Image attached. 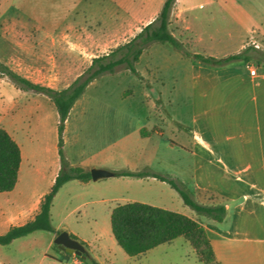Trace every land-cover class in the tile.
Listing matches in <instances>:
<instances>
[{
    "label": "rangeland",
    "instance_id": "1",
    "mask_svg": "<svg viewBox=\"0 0 264 264\" xmlns=\"http://www.w3.org/2000/svg\"><path fill=\"white\" fill-rule=\"evenodd\" d=\"M162 2L5 0L9 12L4 14L0 2V34L4 32L0 36V61L23 75L29 74L34 81L61 88L84 71L94 56L107 53L135 35L154 18ZM223 2L177 0L170 14L171 31L192 51L213 55L232 51L243 31L232 17L230 7ZM118 55L120 52L115 56ZM192 61L170 42L154 41L135 62L138 73L120 63L94 78L66 120L63 152L69 162L83 163L112 154L123 167L135 169L150 163L164 173L180 168L190 173L195 157L174 119L188 122L195 109L198 91ZM230 64L237 67L243 61L236 59ZM0 78L10 93L17 92L16 85L6 75L0 72ZM18 92L21 108L10 115V125L16 129L19 124L31 126V129L27 135L19 131L17 141L30 143L32 147L36 140L29 138L37 135L44 154L46 151L50 154L52 149L57 153L56 108L45 94L23 89ZM23 103L25 107L36 105V111L23 109ZM17 112H20V122L15 121ZM143 182L144 186L135 188L139 198L161 205L170 203L167 191L171 187L167 182ZM198 195L214 199L209 191H198ZM83 199L86 196L80 192L62 189L54 201L53 218L55 222L63 218L66 227L77 229L91 244L97 245L107 258L104 264H205L182 235L129 255L116 242L110 227L112 206L126 199L76 206ZM43 247L44 241L36 235L0 244V264H7L2 255H7L13 264H59L49 258L41 261ZM55 249L53 246L50 253Z\"/></svg>",
    "mask_w": 264,
    "mask_h": 264
},
{
    "label": "crops",
    "instance_id": "2",
    "mask_svg": "<svg viewBox=\"0 0 264 264\" xmlns=\"http://www.w3.org/2000/svg\"><path fill=\"white\" fill-rule=\"evenodd\" d=\"M223 1L232 10L233 16H231L241 24L243 34L240 35L235 49L225 51L222 55L217 53L218 55L215 56L238 52L248 44L253 45L250 42L254 41L258 43L257 48L264 52V0ZM0 2L4 14L7 15L9 7L5 6V0ZM158 11L156 10V14ZM178 35L181 36L180 33ZM0 36H4V32ZM249 60L259 62L255 75H251L248 71L245 64L248 60H242L243 64L237 67H231V61L219 66H208L199 61H192L193 68H196L193 80L198 91L194 100L195 109L188 122L174 119L180 125L178 129L187 137L195 160L190 173H186L182 168L178 171L167 170L166 173L184 181L197 200L203 203L223 202L226 206L224 219L216 221L210 216L197 213L184 203L177 190L168 182L167 184L177 193L169 188L167 192L171 198H169L170 203L161 205L157 201H146L196 218L206 229L219 264H264V65L255 57ZM24 74L27 77L29 75ZM15 90L17 92L14 94L10 93L9 88L0 82V125L16 139L19 131L27 135L31 126L22 127L19 124L16 129L10 125V115L14 110L21 108L17 97L20 95L18 90L22 89L16 86ZM23 105V109L36 111V105L28 104L27 107L25 103ZM15 115V121L17 119L20 122V112ZM29 139L33 142L36 140L35 144H31L32 147H29L30 143L17 141L21 149V160L14 187L0 191V233L10 225L23 223L34 217L40 208L42 195L49 190L60 168L58 150L57 153L52 149L50 154H46L47 151L44 154L37 135H31ZM73 164L89 169L92 166L110 170L129 168L123 167L112 157V154H103L100 158H91L83 163L76 161ZM147 165L151 166L150 163ZM150 180L164 182L152 175L113 174L97 179H68L53 197L50 216L54 230H34L14 238L9 243L28 235H36L44 241L41 261L49 258L59 264L86 263L74 252L68 254L66 252L69 251L59 248L58 245L59 249L50 253L56 235L61 230H67L70 235L72 233L76 236L71 235L72 237L83 240L90 254L98 263L104 264L107 258L95 247L97 245L91 244L90 239L77 229L66 227L63 218L58 222L54 221V201L60 191L66 187L71 192H80L84 198L86 196V199L76 206L104 203L118 198H125L126 201H145L138 197L140 193L135 188L144 186L143 181ZM123 191L131 194L123 195ZM198 191H209L214 199L202 197L198 195ZM4 192L5 194H1ZM2 256L5 263L13 264L7 255Z\"/></svg>",
    "mask_w": 264,
    "mask_h": 264
},
{
    "label": "trees",
    "instance_id": "3",
    "mask_svg": "<svg viewBox=\"0 0 264 264\" xmlns=\"http://www.w3.org/2000/svg\"><path fill=\"white\" fill-rule=\"evenodd\" d=\"M175 1L163 0L156 16L143 25L135 35L116 45L107 53L94 56L84 71L61 88L33 81L0 61V72L6 75L14 85L23 90H34L45 94L56 108L57 150L60 162V168L49 190L40 199L38 212L31 219L23 223L10 225L4 232H1V244L9 243L16 237L38 229L53 231L54 226L51 221L50 208L59 187L71 178L91 179L89 168L71 164L64 155L63 132L66 119L74 102L81 96L86 86L102 72L113 70L117 64L123 63L132 72L138 73L135 62L139 59L143 49L154 41H168L183 54L204 65L219 66L236 59L247 61L251 57L260 59L264 65V52L252 44L244 46L238 52L223 56L203 54L187 48L186 44L174 35L169 27L170 13ZM117 52H120V55L115 56ZM20 160L21 149L19 143L5 127L0 125V191L10 190L14 187L18 178ZM113 171L116 175H152L168 182L177 190L184 203L197 213L210 216L216 221H222L226 215V206L223 202L203 203L197 200L190 187L170 173L155 170L149 165L137 169L120 168ZM110 227L116 242L129 255L142 253L162 242L170 241L182 235L189 241L198 258L205 264H219L204 226L196 218L184 212L141 200L117 202L110 211ZM71 235L76 237L72 233ZM81 242L86 246L83 240ZM53 245L59 249L56 242ZM85 252L95 263H98L87 249ZM66 253L71 254V252ZM78 257L84 261L83 258Z\"/></svg>",
    "mask_w": 264,
    "mask_h": 264
},
{
    "label": "water",
    "instance_id": "4",
    "mask_svg": "<svg viewBox=\"0 0 264 264\" xmlns=\"http://www.w3.org/2000/svg\"><path fill=\"white\" fill-rule=\"evenodd\" d=\"M90 172L92 179L114 174L113 170L100 166L90 167ZM54 241L57 243L59 248L69 252H74L76 255L83 258V260L88 264H101L95 263L93 259L86 254L84 244L79 239L72 237L67 230H61L54 238Z\"/></svg>",
    "mask_w": 264,
    "mask_h": 264
},
{
    "label": "built area",
    "instance_id": "5",
    "mask_svg": "<svg viewBox=\"0 0 264 264\" xmlns=\"http://www.w3.org/2000/svg\"><path fill=\"white\" fill-rule=\"evenodd\" d=\"M254 46L258 47V43H256L255 41L252 42ZM258 64L259 62L257 60H248L246 62L248 71L251 75H255L257 70H258Z\"/></svg>",
    "mask_w": 264,
    "mask_h": 264
}]
</instances>
